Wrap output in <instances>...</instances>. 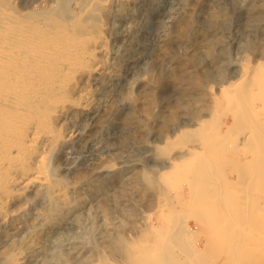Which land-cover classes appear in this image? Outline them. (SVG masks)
<instances>
[{
    "label": "rangeland",
    "instance_id": "1",
    "mask_svg": "<svg viewBox=\"0 0 264 264\" xmlns=\"http://www.w3.org/2000/svg\"><path fill=\"white\" fill-rule=\"evenodd\" d=\"M1 2L23 15L62 9L61 16L85 3L89 29L105 27L103 68L77 80L91 97L88 109L69 108L57 121L68 136L48 150L50 185L21 190L5 207L0 264H135L137 246L160 238L164 226L166 236L176 232V256L187 263L264 264L263 143L257 160L239 169L227 163L242 156L240 139L264 128V84L245 89L264 72V0ZM253 65L259 70L249 75ZM224 91L245 95L239 118ZM203 113L220 133L224 117L232 123L221 135L211 127V139L224 144L208 152L196 125ZM204 152L205 176L197 157ZM241 171L246 181L230 184L242 190L229 200L221 179ZM190 247L197 258L179 249Z\"/></svg>",
    "mask_w": 264,
    "mask_h": 264
},
{
    "label": "bare ground",
    "instance_id": "2",
    "mask_svg": "<svg viewBox=\"0 0 264 264\" xmlns=\"http://www.w3.org/2000/svg\"><path fill=\"white\" fill-rule=\"evenodd\" d=\"M6 2L5 4L4 2L0 3L1 220H4L11 215V210L7 211L8 209L6 210L5 207L9 202L21 195V190H28L35 186L50 185L48 150H50L49 148L53 147L54 145H58V143L63 141L68 136V134L63 132L61 133V131L58 129L60 126L57 127V121L69 108L78 107L84 110L88 109L91 97H88L87 89H84V87L80 86L77 80L85 75L93 73L101 67L103 68L104 62L99 56L104 51V42L102 40L101 33L105 27V24L101 22L97 25L94 31H91V28L89 29L90 24L87 22L89 13L85 8V3H87L86 1L85 3H82V5H78V7L76 6L77 12L76 10L74 12L69 11V14L63 13V16L60 15V11L62 12V9H58V13L56 11V13L49 11L45 12L44 14H39L36 12L37 15L35 13V15L30 13H24V15L21 13V15L18 11H9L10 9L7 8L8 6L6 7ZM167 49H169V42L166 43V50ZM254 66L255 65H253V67ZM256 67L250 70L249 75H252L255 71H257ZM262 73L263 74L260 73L261 76H259L260 74L258 73L259 75L256 76V78L253 75L255 79L252 78L250 82L247 81V85L245 84V89L247 86L250 88L252 86L260 87L261 85L262 86L260 88H262L264 84V72ZM242 75V77H244L247 75V73H242ZM245 77V79L248 78L247 76ZM253 79L254 82L252 81ZM249 88L247 89L249 90ZM223 93L227 94L226 91ZM243 97H245L243 94L238 96H232L229 94L225 95V102L227 101V103L230 105L229 109L235 112H233L234 117L236 114L238 116L240 111L238 104L243 102ZM228 104L227 106H229ZM241 111V113H243L242 115L247 114L245 113L244 109ZM254 112L256 113V111ZM224 118L225 119L220 123V127L223 126L224 132L226 133L227 131L231 130L232 123L229 124L228 119H226V117ZM208 119L210 120L209 115L203 113L202 118L199 120L198 124H196L200 129L199 137L206 152H208L207 147H210L209 145H213V148H216L218 147L219 143L224 144L220 139V141H218L217 138L211 139L210 136L212 125H210L211 123ZM250 123L251 122H249L248 125H251ZM212 128H217L212 129L216 131L214 132L215 134H224V132L220 133V131H217L219 126H216V124ZM262 129L264 128H261L260 132L256 130L257 137H254V139L251 141L247 139L242 141L240 139V142L237 145H240L241 149H244L242 156H240L241 154L232 155L228 160L226 159L227 163H232V165H235L236 168L239 169V166L243 165L244 163H250L252 160L254 161V158L256 157L255 154L258 151L257 148H259L262 143L264 145ZM248 148H251L252 151H249L251 149L248 150ZM263 148L264 147H262V149ZM232 149H234V147ZM204 153H202L200 156L197 154V157H199L198 161L202 163L201 172L205 176L207 174V170L205 168L207 167H204L206 165H203V162H205L207 155ZM263 160L261 159L260 161ZM240 168L243 170V167ZM172 174L174 176L176 172L174 171ZM244 175L245 173L243 171H241V173L237 174L236 176H232V174L229 173L224 175V177L221 179L225 186H227V188L229 187L228 190L233 193L231 196H227L229 200H234L235 196L239 195L240 191L242 190L241 188H238L236 191L238 193L237 194L235 190H233L234 187L232 188V183L235 185H240L241 182L246 181ZM166 176L169 177V175ZM166 179L169 181L168 178ZM173 183L174 182H172V185ZM19 184L22 185L20 188H17L16 186ZM187 186L188 192L191 195V201L198 205V202L201 200V195L199 196L197 194V186L195 187V184L192 185L191 182L188 183ZM241 195L242 194H240V197ZM240 208H243V206ZM196 217H198V215ZM147 219L151 220L150 214L147 216ZM202 220H205V218ZM197 223H199L197 224L198 227L200 222L197 221ZM204 223L201 224V228H204L203 225H206V223ZM165 227L166 226L161 227V229L158 231L160 238L152 242L149 241L147 242L148 244L141 246L138 245L139 247L137 246L138 250L136 251L137 255L135 258V264H192L190 262L187 263L176 256V248L179 246H177V243L174 244L173 241L176 240V232L175 236L168 237L166 236L167 234H165V232H167ZM180 230L181 229H179L178 232H181ZM182 233L185 234V232H181V234ZM183 238L181 237L182 240L180 239V242L183 241L186 243L185 238ZM188 243L190 242L187 241V245ZM179 249L182 250L184 255H188V257L192 256L191 258L196 256L198 257L199 255L197 254H200L199 251H197L199 252L197 253L195 250H192L191 247L190 249L187 248V250H183L181 248Z\"/></svg>",
    "mask_w": 264,
    "mask_h": 264
}]
</instances>
